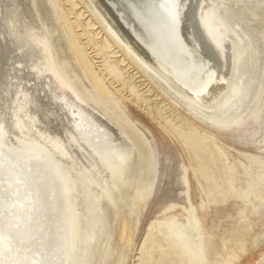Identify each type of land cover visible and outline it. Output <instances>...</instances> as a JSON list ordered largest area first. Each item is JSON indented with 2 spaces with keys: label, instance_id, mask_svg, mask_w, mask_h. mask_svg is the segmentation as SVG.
I'll return each mask as SVG.
<instances>
[{
  "label": "bare ground",
  "instance_id": "6f19581e",
  "mask_svg": "<svg viewBox=\"0 0 264 264\" xmlns=\"http://www.w3.org/2000/svg\"><path fill=\"white\" fill-rule=\"evenodd\" d=\"M89 2L193 114L224 121L254 86V26L231 24L226 0ZM58 49L40 0H0V264H104L112 236L131 244L126 198L149 186L139 182L148 167L142 138L93 97Z\"/></svg>",
  "mask_w": 264,
  "mask_h": 264
},
{
  "label": "rangeland",
  "instance_id": "374dc122",
  "mask_svg": "<svg viewBox=\"0 0 264 264\" xmlns=\"http://www.w3.org/2000/svg\"><path fill=\"white\" fill-rule=\"evenodd\" d=\"M40 1L72 74L147 150L139 182L149 186L132 190L124 205L131 244L112 236L104 264H264V1L226 0L231 24L254 26L260 60L241 106L214 124L152 78L89 0ZM72 43L107 95L73 59ZM118 224L116 217L114 231Z\"/></svg>",
  "mask_w": 264,
  "mask_h": 264
},
{
  "label": "snow or ice",
  "instance_id": "6c2138e0",
  "mask_svg": "<svg viewBox=\"0 0 264 264\" xmlns=\"http://www.w3.org/2000/svg\"><path fill=\"white\" fill-rule=\"evenodd\" d=\"M176 17H173V20H175Z\"/></svg>",
  "mask_w": 264,
  "mask_h": 264
}]
</instances>
